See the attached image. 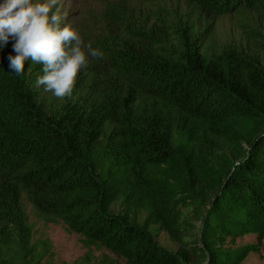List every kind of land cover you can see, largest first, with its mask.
Instances as JSON below:
<instances>
[{
  "label": "trees",
  "instance_id": "obj_1",
  "mask_svg": "<svg viewBox=\"0 0 264 264\" xmlns=\"http://www.w3.org/2000/svg\"><path fill=\"white\" fill-rule=\"evenodd\" d=\"M194 1L217 15L264 3ZM107 7L130 38L103 48L125 87L110 75L113 88L90 84L93 90L80 95L84 102L47 111L33 89L42 65L26 61L17 76L8 57H0V242L31 232L25 195L52 221L135 264H188L187 255L163 249L150 231L109 206L126 201L161 166L179 162L203 174L215 169L210 157L217 158L222 141L247 142L218 178L200 240L208 260L199 264H240L246 248L232 253L218 243L225 236L264 235V129L255 137L240 129L247 125L253 134L264 123V65L235 50L207 57L189 35L177 57L161 56L155 51L163 30L137 26L124 20V10Z\"/></svg>",
  "mask_w": 264,
  "mask_h": 264
},
{
  "label": "rangeland",
  "instance_id": "obj_2",
  "mask_svg": "<svg viewBox=\"0 0 264 264\" xmlns=\"http://www.w3.org/2000/svg\"><path fill=\"white\" fill-rule=\"evenodd\" d=\"M107 5L124 10L127 13L124 20H131L137 26L163 30L166 38L164 41L158 38L159 48L155 51L161 56L177 57L184 36L189 35L207 57L235 50L257 65H264V3L217 15L194 0H59L61 11L66 13L65 22L71 23L83 43L91 44L102 56L89 58L87 66L78 74L71 96L57 98L33 82L36 97L47 111L60 108L66 102H84L80 95L86 96L90 84L98 90L113 88L114 84L107 80L110 75L117 87H125L123 78L110 69L108 51L103 48L113 44L117 48L116 42L130 38L126 36V27L107 13ZM12 44L10 40L0 51V57L16 54ZM42 74L40 71L37 76ZM94 74L97 75L94 77ZM240 129L247 136L255 137L263 131L264 123L253 134L246 132L247 125ZM220 145L215 151L217 158L210 157L215 169L201 174L194 167L188 171L179 162L161 166L126 201L115 200L109 211L126 216L150 231L163 249L182 257L187 255L188 264L206 262L208 258L200 254L203 247L200 240L209 202L219 185V176L224 175L222 171L248 147L247 142L235 145L222 141ZM175 146L178 147L177 142ZM23 204L31 232L12 242H0V264H135L103 244L69 231L63 221H52L49 215L38 212L25 195ZM218 247L232 253L246 248L240 264H264V235L225 236Z\"/></svg>",
  "mask_w": 264,
  "mask_h": 264
},
{
  "label": "clouds",
  "instance_id": "obj_3",
  "mask_svg": "<svg viewBox=\"0 0 264 264\" xmlns=\"http://www.w3.org/2000/svg\"><path fill=\"white\" fill-rule=\"evenodd\" d=\"M65 19L59 0H0V51L11 40L16 53L8 57L9 72L23 74L26 61L42 65L35 83L57 98L71 96L89 58L102 56Z\"/></svg>",
  "mask_w": 264,
  "mask_h": 264
}]
</instances>
